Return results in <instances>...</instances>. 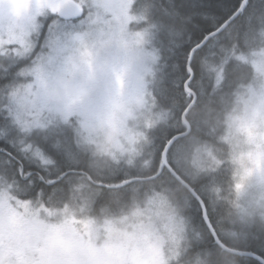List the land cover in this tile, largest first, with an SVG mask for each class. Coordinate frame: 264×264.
Segmentation results:
<instances>
[{
  "label": "snow or ice",
  "instance_id": "6c2138e0",
  "mask_svg": "<svg viewBox=\"0 0 264 264\" xmlns=\"http://www.w3.org/2000/svg\"><path fill=\"white\" fill-rule=\"evenodd\" d=\"M228 165L264 185V0H0V264H264Z\"/></svg>",
  "mask_w": 264,
  "mask_h": 264
},
{
  "label": "clouds",
  "instance_id": "9594fccd",
  "mask_svg": "<svg viewBox=\"0 0 264 264\" xmlns=\"http://www.w3.org/2000/svg\"><path fill=\"white\" fill-rule=\"evenodd\" d=\"M143 3V0H139ZM160 0H155L159 3ZM145 25L133 26V30H142ZM244 137L241 136V139ZM218 139V138H217ZM247 167H253L251 164H246ZM239 168V165L235 166ZM232 166H226L229 170V183L231 184V198L235 200L237 196L240 198V204L243 206V219L240 218V210L229 205L225 207L224 212L227 215L231 212L232 223L230 226L235 227L238 231L246 233H262L264 234V185H261L257 179V173L254 170L251 176L245 177L242 182V187L237 193L235 183L239 181V176L235 180L231 177ZM241 173L243 169H240ZM227 186V184H226Z\"/></svg>",
  "mask_w": 264,
  "mask_h": 264
},
{
  "label": "trees",
  "instance_id": "16d2710c",
  "mask_svg": "<svg viewBox=\"0 0 264 264\" xmlns=\"http://www.w3.org/2000/svg\"><path fill=\"white\" fill-rule=\"evenodd\" d=\"M205 2L211 3V2H213V0H205ZM233 2H234V0H233Z\"/></svg>",
  "mask_w": 264,
  "mask_h": 264
}]
</instances>
